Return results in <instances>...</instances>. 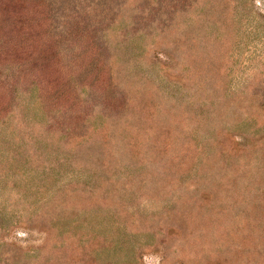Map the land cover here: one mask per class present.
<instances>
[{
  "label": "rangeland",
  "instance_id": "374dc122",
  "mask_svg": "<svg viewBox=\"0 0 264 264\" xmlns=\"http://www.w3.org/2000/svg\"><path fill=\"white\" fill-rule=\"evenodd\" d=\"M0 264H264V0H0Z\"/></svg>",
  "mask_w": 264,
  "mask_h": 264
}]
</instances>
